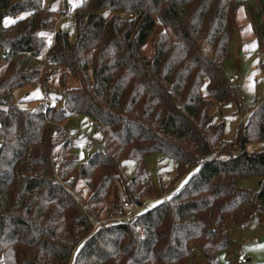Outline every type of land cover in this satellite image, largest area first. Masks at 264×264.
I'll return each instance as SVG.
<instances>
[{
  "label": "trees",
  "instance_id": "obj_1",
  "mask_svg": "<svg viewBox=\"0 0 264 264\" xmlns=\"http://www.w3.org/2000/svg\"><path fill=\"white\" fill-rule=\"evenodd\" d=\"M244 5L264 71V0H80L72 37L54 31L43 0H0V264H199L192 247L218 264L231 246L227 222L264 215V151L247 149L264 142V98L234 141L221 142L223 124L210 114L213 102L241 103L222 66ZM155 21L161 30L147 58L140 49ZM52 66L65 70L62 89L34 109L16 105L11 91ZM67 75L78 88H65ZM42 86L48 97L46 77ZM72 116L110 135L82 163L61 129ZM153 153L174 164L169 185L149 180ZM125 160L134 163L130 179ZM186 173L179 190L131 224L92 231L90 221L110 216L123 196L160 198ZM241 177L257 178L259 190L239 188ZM115 182L122 197L109 213L102 204Z\"/></svg>",
  "mask_w": 264,
  "mask_h": 264
},
{
  "label": "rangeland",
  "instance_id": "obj_2",
  "mask_svg": "<svg viewBox=\"0 0 264 264\" xmlns=\"http://www.w3.org/2000/svg\"><path fill=\"white\" fill-rule=\"evenodd\" d=\"M63 1L43 0V4L48 9L58 13L63 10ZM67 1L70 2L69 5L76 7L80 0ZM248 7L247 5L240 6L237 11L235 17L236 29L234 30L231 42L232 57L222 66L223 74L227 80L233 76H237L238 80L235 82V86L240 88L241 103L237 108L233 102H229L223 106L213 102V108L210 110V114L214 117V122L223 124L221 142L234 141L236 139L239 128L246 123V121H243L242 115L250 111L251 107L255 104H260L264 98V71L260 69V43L252 32L253 21L250 19ZM65 24V21L59 22L57 24V30H62ZM160 30L159 23L155 21L153 35L140 49V52L145 57H152L153 39ZM246 49L249 50L247 51ZM239 52L243 56L239 57ZM36 61L41 65V58L40 61L38 59ZM4 71L5 65L0 62V75L4 74ZM64 71L61 67L52 66L44 70L35 82L15 88L11 91L14 103L23 108L34 109L42 99H51L53 91L62 89L57 80L59 75ZM45 77L47 78V87L49 89L48 97L45 95V89L42 86ZM78 87V80L71 75H67L65 88L74 89ZM202 93L206 97L205 92L203 91ZM61 129L69 137L71 146L70 153L76 154L78 163L84 162L89 155L99 151L103 141H110V135L106 129L96 131L95 128L89 126L88 120L82 116H72L66 119L61 124ZM111 143L114 148L118 147L115 141H111ZM255 148L257 151H264V142L256 143ZM145 165L149 180L156 188L160 184H170L174 175V164L169 159L158 153H153L145 158ZM133 166L134 163L130 160L122 162L123 171L128 179L132 177ZM190 174L186 173L178 180L173 181L171 189L167 194L157 199L149 198V205L155 206L161 200L169 198L170 195L181 188ZM236 185L239 188L251 192H257L259 190L258 180L255 177H241L237 180ZM78 189L82 190L81 195L85 199L87 191H85L83 184H78ZM121 197L122 194L119 185L115 182L113 192L107 197L102 207L107 208L109 213H111V207ZM143 199H148V197H144ZM99 216L102 218L104 213L101 212ZM227 229L231 239V246L218 253L216 257L218 264H237L236 259L240 252L246 255L247 259L244 264H264V242H260L261 238L264 237L263 214L253 212L244 224L238 226L232 222H227ZM192 250L197 262L199 264H206L203 252L196 247H192Z\"/></svg>",
  "mask_w": 264,
  "mask_h": 264
},
{
  "label": "built area",
  "instance_id": "obj_3",
  "mask_svg": "<svg viewBox=\"0 0 264 264\" xmlns=\"http://www.w3.org/2000/svg\"><path fill=\"white\" fill-rule=\"evenodd\" d=\"M69 1L65 0V8L58 13H54L52 15L51 20V26L54 28V31H57V24L61 21H65L66 24L63 28V31L68 33L70 37L73 35L72 31V23L74 20V13H75V7H72L69 5ZM53 43V36L48 39V48L52 46ZM47 51V50H46ZM44 51L40 58L41 60H45V53ZM260 60V58H258ZM47 66H50L48 64ZM237 76H233L231 79L228 80V82L231 84V86L235 87V82L237 81ZM35 82V81H33ZM251 114V110L246 112L242 115L243 121H247L249 116ZM90 126H94V122L88 121ZM248 150H256L255 145H250L247 147ZM70 181L73 179L72 177L68 178ZM150 199H143V198H134L133 200H130L126 197H122L120 199L119 203V209H116L112 214L108 217H102L99 218V220H91V226L92 231L97 229L102 224H131L132 220L135 218L136 215H139L140 213L144 211H148L151 209V206L149 205ZM246 255L244 253H239L236 259L237 264H244L246 263Z\"/></svg>",
  "mask_w": 264,
  "mask_h": 264
},
{
  "label": "crops",
  "instance_id": "obj_4",
  "mask_svg": "<svg viewBox=\"0 0 264 264\" xmlns=\"http://www.w3.org/2000/svg\"><path fill=\"white\" fill-rule=\"evenodd\" d=\"M243 50H244V49H243ZM246 50H247V49H246ZM248 50H249V49H248ZM248 50H247V51H248ZM244 51H245V50H244ZM242 53L244 54L243 51H242ZM243 54H241V53L239 52V55H238V56H239V57H240V56H243ZM240 253H241V252H240Z\"/></svg>",
  "mask_w": 264,
  "mask_h": 264
},
{
  "label": "water",
  "instance_id": "obj_5",
  "mask_svg": "<svg viewBox=\"0 0 264 264\" xmlns=\"http://www.w3.org/2000/svg\"><path fill=\"white\" fill-rule=\"evenodd\" d=\"M260 242H264V237H263V238H261Z\"/></svg>",
  "mask_w": 264,
  "mask_h": 264
},
{
  "label": "snow or ice",
  "instance_id": "obj_6",
  "mask_svg": "<svg viewBox=\"0 0 264 264\" xmlns=\"http://www.w3.org/2000/svg\"><path fill=\"white\" fill-rule=\"evenodd\" d=\"M9 23L11 22V21H8Z\"/></svg>",
  "mask_w": 264,
  "mask_h": 264
}]
</instances>
